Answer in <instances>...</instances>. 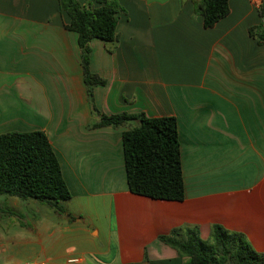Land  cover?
<instances>
[{"label": "crops", "instance_id": "0c3cea01", "mask_svg": "<svg viewBox=\"0 0 264 264\" xmlns=\"http://www.w3.org/2000/svg\"><path fill=\"white\" fill-rule=\"evenodd\" d=\"M118 2V40L91 41V71L106 81L94 87L95 106L177 118L185 199L130 191L123 132L136 122L90 127L100 116L60 0H0V134L47 133L72 192L65 230L83 225V212L96 208L91 198L108 197L127 262L183 264L159 236L184 228L187 238L196 226L208 240L214 224L264 252V43L249 32L262 23L260 9L229 0L228 15L206 28L193 0ZM9 241L3 250L32 254L41 239Z\"/></svg>", "mask_w": 264, "mask_h": 264}, {"label": "trees", "instance_id": "16d2710c", "mask_svg": "<svg viewBox=\"0 0 264 264\" xmlns=\"http://www.w3.org/2000/svg\"><path fill=\"white\" fill-rule=\"evenodd\" d=\"M206 28L213 27L230 12L229 0H193ZM59 9L70 21L65 27L76 31L87 97L100 120L90 127L126 126L123 148L127 183L132 193L155 199L184 200L186 197L178 122L174 115L149 117L143 112L100 113L94 103V87L105 79L91 71V41H117L122 7L118 0H60ZM262 23L251 27L250 35L264 43ZM0 195L23 200L38 199L56 212L65 214L62 204L72 198L59 158L44 130H11L0 134ZM181 237L184 228H175L159 239L176 249L185 264H264V252L257 251L239 232L214 224L208 240L197 227ZM203 244V246H200Z\"/></svg>", "mask_w": 264, "mask_h": 264}, {"label": "rangeland", "instance_id": "374dc122", "mask_svg": "<svg viewBox=\"0 0 264 264\" xmlns=\"http://www.w3.org/2000/svg\"><path fill=\"white\" fill-rule=\"evenodd\" d=\"M62 204L65 206L67 201ZM90 204L96 208L83 212V225L73 221V229L65 230L71 220L70 214H60L47 203H39L38 199L28 201L0 195V264H83L78 260L68 263L69 257L85 259L86 264H141L123 260L124 246L116 234L109 198H91ZM93 229H98L99 233L94 234ZM17 237L41 239L30 245L37 251L31 254L3 250L7 248V241ZM201 243L199 245L203 246ZM11 247L13 245L8 244V248ZM81 247L83 254L79 251ZM179 256L185 264V259ZM171 263L180 264V260ZM152 264L165 263L153 260Z\"/></svg>", "mask_w": 264, "mask_h": 264}, {"label": "built area", "instance_id": "2783aa9c", "mask_svg": "<svg viewBox=\"0 0 264 264\" xmlns=\"http://www.w3.org/2000/svg\"><path fill=\"white\" fill-rule=\"evenodd\" d=\"M257 8H262L264 0H250ZM76 260V259H75Z\"/></svg>", "mask_w": 264, "mask_h": 264}]
</instances>
